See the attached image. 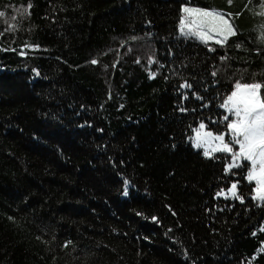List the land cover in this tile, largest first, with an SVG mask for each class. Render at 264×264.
Instances as JSON below:
<instances>
[{
	"label": "trees",
	"instance_id": "16d2710c",
	"mask_svg": "<svg viewBox=\"0 0 264 264\" xmlns=\"http://www.w3.org/2000/svg\"><path fill=\"white\" fill-rule=\"evenodd\" d=\"M186 6L231 14L236 35H186ZM0 11V264H264L248 169L192 143L229 131L237 83L264 86V0Z\"/></svg>",
	"mask_w": 264,
	"mask_h": 264
},
{
	"label": "snow or ice",
	"instance_id": "6c2138e0",
	"mask_svg": "<svg viewBox=\"0 0 264 264\" xmlns=\"http://www.w3.org/2000/svg\"><path fill=\"white\" fill-rule=\"evenodd\" d=\"M231 2L232 0H229V3ZM28 8H31V4L28 5ZM182 11L186 15L181 18V31L183 32L187 28L186 35L197 37L205 43L210 39H215V36H219L221 39L215 41L218 44L226 43L229 36L236 35L233 25L226 18L231 14L219 10L191 7H184ZM4 15L5 13L0 11V17ZM261 15H264V12ZM12 19L15 20L16 17L13 16ZM13 27L15 25H10L7 30H11ZM213 32H215V36L212 35ZM262 87L264 86L260 83L243 85L237 83L236 91H233L222 105L236 117L226 125L230 135L227 142L224 134L214 135L210 131L204 132L202 136L198 132L196 141L198 148L202 143L207 144L209 140L219 141V145L212 147L213 152H229L232 153L233 161L237 159L249 161L251 167L246 179L249 182L255 181L257 195L253 198L259 200H264V98H261L259 94ZM228 119V116L224 117V120ZM204 127L203 124L200 125L201 129ZM230 145H239V150L233 152ZM204 155L208 156L209 151L205 150ZM240 166L232 163L229 165V170ZM236 187V184L232 185L233 196L236 195Z\"/></svg>",
	"mask_w": 264,
	"mask_h": 264
},
{
	"label": "rangeland",
	"instance_id": "374dc122",
	"mask_svg": "<svg viewBox=\"0 0 264 264\" xmlns=\"http://www.w3.org/2000/svg\"><path fill=\"white\" fill-rule=\"evenodd\" d=\"M186 7H188V6H186ZM190 7H193V6H190ZM226 18H227V17H226ZM212 34L215 35V32H213ZM230 114H232V113L230 112ZM235 119H236V117L233 118V120H235ZM231 121H232V120H231ZM203 125H204V124H203ZM204 126H205V125H204ZM198 132H199V133L201 134V136H202L204 132H209V130H206L205 127H204L203 129L199 128V129L195 132V134H194V136H193V138H192V143H193V146H194L195 149H197V150H202L203 152H205V150H208V151H209V155L206 156L207 158H212V157H214V156L221 155V154H223V155H225V156H230L231 164H232V163H236V164L241 165L240 167H233V168H235V169H237V168H239V169H240V168H245V169H246V168H247L248 171H249V169H250V167H251V164H250L249 161H244L243 159H237V160L233 161V159H232V153H229V152H223V151L213 152V151H212V147L219 145V141L209 140V142H208L207 144L202 143L201 147H199V148L196 147V141H197V138H198V137H197ZM210 132H212L214 135H217V134H224V135H225V141H226V142L230 139L229 131H224V132H222V133H217V132H215V131H211V130H210ZM230 147L233 148V152H236V151L239 150V145H230ZM248 181H249V180H248ZM252 182L255 183L254 180H253ZM255 184H256V183H255ZM255 189H256V187L254 188V196L257 195ZM255 200L258 201V202H260V203H262V202L264 201V200H259V199H255Z\"/></svg>",
	"mask_w": 264,
	"mask_h": 264
}]
</instances>
